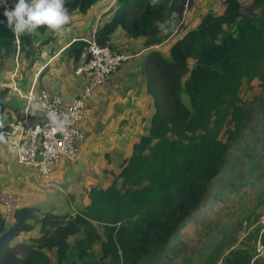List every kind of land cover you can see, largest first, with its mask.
<instances>
[{"label": "trees", "instance_id": "16d2710c", "mask_svg": "<svg viewBox=\"0 0 264 264\" xmlns=\"http://www.w3.org/2000/svg\"><path fill=\"white\" fill-rule=\"evenodd\" d=\"M97 1L66 0L65 7L69 13H84ZM256 6L259 14L251 16L242 11L240 0H223L220 13L206 12L173 42L170 57L158 50L146 56V87L155 108L148 133L133 144L119 171L120 186L114 181L105 188H92L89 204L75 214L40 213L35 206L23 205L14 210L13 223L5 229L0 213V264L13 259L18 264H63L72 251L79 264H91L86 258L95 243L100 244L101 264H142L166 252L173 236L206 201L232 143L251 119L238 95L242 80L258 76L264 90V0H257ZM175 7L174 0H160L158 5L150 0H121L111 19L97 27L94 38L112 47L110 37L120 28L130 38H143L146 45L158 44L159 23L169 19ZM3 13L0 5V57L11 56L17 48V37ZM47 30L41 27L33 35L18 37L20 50L23 42L31 43L33 36ZM52 39L50 34L38 47ZM86 46L85 39L69 45L74 59ZM7 92V88L0 91V114L7 106L2 102ZM37 225L38 232L28 241H18ZM255 232L264 247V226ZM79 234L71 244L70 239ZM46 251L54 252L55 262ZM219 255L212 251L202 264H215ZM244 260L250 261V256L234 250L225 264Z\"/></svg>", "mask_w": 264, "mask_h": 264}, {"label": "crops", "instance_id": "0c3cea01", "mask_svg": "<svg viewBox=\"0 0 264 264\" xmlns=\"http://www.w3.org/2000/svg\"><path fill=\"white\" fill-rule=\"evenodd\" d=\"M9 1L13 6L17 2ZM174 1L176 7L172 16L159 23L160 43L146 45L143 38H130L120 28L112 33L109 44L126 49L132 56L108 77L104 85L95 87L87 99L85 117L79 123L84 137L77 142L75 160L60 159L46 179L36 170L17 162L11 139L4 137V142H0V213L5 218V229L12 225L13 212L20 206H35L40 213L75 214L89 204L88 193L92 188H105L114 181L119 186V171L127 163L133 144L148 133L155 108L146 87V56L158 50L170 57V48L176 39L194 28L206 12L220 13L223 9V0H193L192 5L184 8L179 0ZM120 2L99 0L84 13L74 10L69 13L70 22L65 26L64 35L47 30L33 36L31 43H22L16 63L11 62L9 68H4L2 75L0 73V82L3 78V86L8 89L2 99L7 105L0 114L2 126L22 114L21 110L9 107L6 101L7 97H16L13 81L22 92L31 87L34 91L46 89L60 95L64 103L82 92L87 78L77 69L86 59L85 51L74 59L69 45L74 40L92 37L97 27L111 19ZM50 34L53 39L38 47ZM15 75L18 76L13 78ZM32 112L34 119L40 118L36 108ZM38 230L39 225L24 232L18 241H28Z\"/></svg>", "mask_w": 264, "mask_h": 264}, {"label": "rangeland", "instance_id": "374dc122", "mask_svg": "<svg viewBox=\"0 0 264 264\" xmlns=\"http://www.w3.org/2000/svg\"><path fill=\"white\" fill-rule=\"evenodd\" d=\"M5 1L8 7L14 8L9 0ZM240 2L243 12L251 16L259 14L257 0ZM179 3L183 7L192 5L193 0H179ZM0 5L5 10L2 0ZM16 44L20 45L19 40ZM18 49L19 46L11 56L0 57L1 75L11 62L16 63ZM26 53L24 59L27 64ZM33 60L34 56L29 62ZM261 69L260 64L258 74ZM3 84L2 78L0 91L7 87ZM238 95L251 119L246 121L241 137L232 143L225 167L212 181L206 201L185 221L162 256L142 264H202L212 251L220 254L215 264H225L226 257L234 250L244 251L250 256V261L244 260L242 264L264 262V247L255 232L257 227L264 226V90L258 76L244 78ZM183 101L189 105L186 94H183ZM220 138L224 141L225 134H221ZM78 237L80 234L72 237L70 243L73 244ZM21 254L22 251H19L18 255ZM48 255L55 261L54 252L48 251ZM86 259L91 264H101L99 243L93 244ZM12 263L18 264L16 259ZM63 264H79L73 251L69 262Z\"/></svg>", "mask_w": 264, "mask_h": 264}, {"label": "built area", "instance_id": "2783aa9c", "mask_svg": "<svg viewBox=\"0 0 264 264\" xmlns=\"http://www.w3.org/2000/svg\"><path fill=\"white\" fill-rule=\"evenodd\" d=\"M2 1L5 9L12 10L5 0ZM85 40L86 59L77 72L85 74L87 81L82 92L68 103H64L60 95L46 89L34 91L31 87L22 92L14 81L12 84L15 96L24 101V108L20 116L0 130V134L12 140L11 148L16 151L20 165L36 170L46 179L60 159L75 160L77 142L84 137L79 123L85 117L86 101L92 90L104 85L108 77L132 56L127 50L97 43L94 35ZM34 108L40 115L38 119H34ZM50 110L61 119L67 116L64 131L54 130L47 116Z\"/></svg>", "mask_w": 264, "mask_h": 264}, {"label": "clouds", "instance_id": "9594fccd", "mask_svg": "<svg viewBox=\"0 0 264 264\" xmlns=\"http://www.w3.org/2000/svg\"><path fill=\"white\" fill-rule=\"evenodd\" d=\"M159 2L160 0H150L152 5H158ZM65 4L66 0H17L14 8L12 10L6 8L3 15L7 19V27L17 38L25 34H35L41 27L62 36L67 31L65 26L70 22ZM47 116L54 130H65L67 116L61 119L51 110ZM0 142H4L3 134H0Z\"/></svg>", "mask_w": 264, "mask_h": 264}, {"label": "water", "instance_id": "95a60500", "mask_svg": "<svg viewBox=\"0 0 264 264\" xmlns=\"http://www.w3.org/2000/svg\"><path fill=\"white\" fill-rule=\"evenodd\" d=\"M6 101L8 102L9 107L13 109L22 110L24 108V101L17 97H7ZM9 264H13L12 260L9 261Z\"/></svg>", "mask_w": 264, "mask_h": 264}]
</instances>
